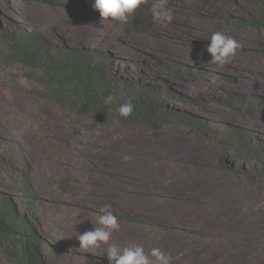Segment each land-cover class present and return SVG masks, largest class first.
<instances>
[{
  "label": "rangeland",
  "instance_id": "obj_1",
  "mask_svg": "<svg viewBox=\"0 0 264 264\" xmlns=\"http://www.w3.org/2000/svg\"><path fill=\"white\" fill-rule=\"evenodd\" d=\"M92 2L0 0V52L8 50L4 42L7 32H35L57 56L66 57L73 51L96 62L105 61L112 84L119 89L110 104L100 101L104 108L100 113L94 108L63 106L29 76L41 75V71L0 59V97L11 114L7 122L0 123V191L11 194L20 212L37 228L45 242L44 263L60 264L62 254L73 250L79 264H108L106 253H86L79 243L65 242L59 233L62 227L48 216L58 203L91 216L95 225L99 209L110 205L126 234L150 241L164 239L187 250L202 247L206 258L213 252V261L223 257L226 264H264V69L260 67L264 65V30L252 26L256 0H168L173 19L167 25L153 19V0L141 5L126 25L101 22ZM102 24L116 32V36L108 34L109 48L88 42L84 35L87 27ZM162 28L178 35L176 47L186 53L183 57L171 58L161 47H153L157 38L153 34ZM193 31L206 43L216 31L238 41L242 46L236 53L239 58L231 62L236 68L193 59L191 37L187 36ZM132 91L150 92L149 102L155 116H160L155 122L159 130L137 113L129 118L119 115L118 107ZM251 104L258 105L257 110L248 111ZM45 117L60 119L61 126L39 135L28 123ZM232 134L235 141L230 146L226 142ZM137 137L146 148L139 142L138 146L126 143ZM173 144L172 164L182 171L202 169L212 177L242 185L245 200L219 202L223 211L241 219L236 224L240 227L225 228L220 223L218 229L214 225L218 217L207 223L192 222L196 219H176L172 213L158 210L155 203L165 199L182 213L190 209L200 212L205 200L181 186L160 188L150 179H136L120 170L115 159L126 149L154 153ZM76 164L84 169L70 173L68 169ZM28 170L35 188L32 206L23 191ZM46 170L54 176L49 190L43 186ZM99 194L104 200L119 197L135 204L131 208L100 205L94 200ZM18 249L0 237V264H17Z\"/></svg>",
  "mask_w": 264,
  "mask_h": 264
},
{
  "label": "bare ground",
  "instance_id": "obj_2",
  "mask_svg": "<svg viewBox=\"0 0 264 264\" xmlns=\"http://www.w3.org/2000/svg\"><path fill=\"white\" fill-rule=\"evenodd\" d=\"M94 26L86 28V32L84 35L87 41L95 45H100L103 47L105 46L106 48L111 47V42H110L111 38H108V34L112 33L113 35L116 36V32L114 31V29L107 30V25L105 26V24L104 25L102 24V26H99L100 28H97ZM208 32H212V31H208ZM188 33L189 34H187V36L191 37V43H192L191 44L192 51L190 52V56L198 62L200 61L204 63V62L209 61L211 57H210V54L207 53L206 51V48H207L206 45H208V43L202 41L200 38L198 39V34H196V32L193 31V33L191 32H188ZM153 35L157 37L155 39L153 47H156V46L161 47L162 53H164L168 57L170 56L171 58L179 59V57H183L186 54V53L180 52L176 47V40L178 39L177 34L173 32L166 33L164 31V28H162L160 32H156ZM200 43L203 45L202 47ZM146 51H147L146 54H148L149 53L148 50ZM238 58H239V55L236 54V56L233 58L232 61H236ZM211 64L213 63L211 62ZM227 65L228 64L224 65L223 68L227 67ZM213 66H217V65L214 64ZM229 67L233 68L234 64L229 63ZM260 67L261 69L262 68L264 69V65H260ZM234 68H236V66ZM251 88H253V86H251ZM9 110L6 106L5 100H3V98L0 97V123L1 124H4L5 121L7 122V120L11 116V114H9ZM59 120L48 119L46 117L42 119L37 118L33 122L30 121V123L28 124H32L35 127L34 130L36 131V133L39 135H42L43 133H46L50 128L61 126V122ZM136 140H126V143L130 146H138V144L140 143L142 147H145L143 141L139 140V137H137ZM171 147H174V144L168 148L161 149L154 153H151L147 150L139 149V150L132 151V150L126 149L123 151L124 153H120L119 155L115 156L116 157L115 159L117 161V164L120 166V170H124L128 174L131 173L133 177L136 179L138 178L150 179L153 182H155L160 188H170V187L181 186L189 191L200 194L205 200V207L203 211H200V212H195L193 209H190L188 211L183 210V213H182L181 209H177L175 206L172 205V203H169V201L165 199H161L160 201H157L155 203L158 210L162 212H170L172 213L174 217H176V219H181V218L182 219L183 218L196 219V220H193L192 222L202 221L204 223H207L209 221H212L214 217H218L217 221L214 222V225L218 229H220V223L223 226H225V228H231L233 226L240 227V225H236V224L241 219L239 217L237 218L234 215H232L230 211H226V212L223 211L221 209L222 207L219 202L222 201L225 203H230V202L235 203L236 201H234L233 198L245 200L243 198L244 195L242 194L244 190L242 185L236 186L233 183H229L226 180H222V178L212 177L209 174L202 171V169H196V170H192L189 172L182 171V169L172 164L173 157L171 156V154L173 151L171 150L172 149ZM69 153H72V152H69ZM54 160L56 162H62V159L60 158H54ZM51 161L52 159L48 160V162H51ZM82 169H84V167L76 164V166L71 167L68 170L70 173H72V172H78L79 170H82ZM50 174L51 173L48 172L47 170H46V174L45 173L42 174V179L44 180V184L43 182L42 184L44 187L48 188V190L51 188L52 182L54 181L53 174L51 176ZM97 196L100 197L101 199L96 198L94 200H96L100 205L120 204L121 206L131 208L133 204H135L134 202L132 203L127 199L124 200L119 197H114L113 200L112 199L104 200L102 198L104 195L99 194ZM57 204L56 206H53L50 210V213H48V216L50 218L49 220L52 223L54 222L58 226L62 227L61 230L63 231L59 233L63 236V239L68 245L76 246V244L79 243L77 236L79 234L84 233L85 231L92 230L93 227H96L97 225H95V222H93V219L91 216L87 217L88 215L86 216L82 211H73L74 209L71 210L70 208H67L66 206H60ZM145 208H147L146 205L141 206L140 210L141 209L145 210ZM219 216H222L220 220H219ZM112 244H115L119 247L127 246L130 244H139L144 247L146 253H149L152 248H160L162 251H164L167 255H169L172 258L171 263H175V264H226V261L223 257L219 258L216 261H213L216 258V254L213 252H211L210 257L206 258L205 254L203 253L204 251L202 247H194V248L187 250L179 246L176 243L168 242L164 239H155L153 241H150L148 239L139 237L133 233L126 234L125 232L121 231L120 228L118 229V231L112 234L109 240V243L107 245H101V247L97 249L96 251L101 252V253H107V248ZM72 251H68L67 253H65V255L62 254V261L60 264H79L78 258H77L78 254L75 255L74 252Z\"/></svg>",
  "mask_w": 264,
  "mask_h": 264
},
{
  "label": "trees",
  "instance_id": "obj_3",
  "mask_svg": "<svg viewBox=\"0 0 264 264\" xmlns=\"http://www.w3.org/2000/svg\"><path fill=\"white\" fill-rule=\"evenodd\" d=\"M52 3V2H51ZM257 12L253 27L264 30V0H256ZM0 33L3 27L0 25ZM7 52H0V59L8 65L19 64L41 71V75L29 74L36 81L41 82L50 92L49 98L63 106L78 107L80 109L94 108L98 113L103 106L100 102L107 96H113L119 89L112 84L105 61H98L93 57L69 51L68 56H57L45 48L40 35L35 32L18 34L11 31L4 36ZM126 86L121 87L125 91ZM99 91H96L95 89ZM78 100V102L76 101ZM133 103V112L145 119L153 129L160 128L155 124L159 122V114L155 116L154 106L150 101V92H130L125 100ZM82 103H80V101ZM264 102V101H263ZM251 104L248 111L257 110ZM234 135L227 140L233 145ZM261 144H259L260 146ZM256 146H254V150ZM24 197L32 206L35 196L30 170L25 173ZM33 212V210H32ZM0 237L19 246L16 254L17 264H45L43 256L44 240L37 228L30 223V217L18 209L16 201L11 194L0 191Z\"/></svg>",
  "mask_w": 264,
  "mask_h": 264
},
{
  "label": "clouds",
  "instance_id": "obj_4",
  "mask_svg": "<svg viewBox=\"0 0 264 264\" xmlns=\"http://www.w3.org/2000/svg\"><path fill=\"white\" fill-rule=\"evenodd\" d=\"M147 2L148 0H93L92 8L98 11L101 22L126 25L133 13ZM150 11L153 19L162 25L171 23L173 19L168 0H153ZM240 47L238 41L216 31L211 34L206 51L210 54V61L213 64L223 67L232 62ZM113 99L114 97L109 95L105 98V103L110 104ZM133 108L131 100H127L118 107V113L123 118H129L133 114ZM110 208V205L101 207L97 215V226L77 236L79 249L86 253H94L101 245L109 243L112 234L118 231L120 226ZM105 257L108 264H171L172 259L160 248H152L150 253H146L144 247L139 244L123 247L112 244L107 248Z\"/></svg>",
  "mask_w": 264,
  "mask_h": 264
}]
</instances>
